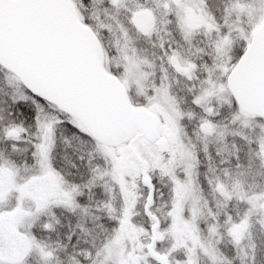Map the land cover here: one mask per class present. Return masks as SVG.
<instances>
[{
  "label": "snow or ice",
  "instance_id": "obj_1",
  "mask_svg": "<svg viewBox=\"0 0 264 264\" xmlns=\"http://www.w3.org/2000/svg\"><path fill=\"white\" fill-rule=\"evenodd\" d=\"M0 264H264V0H0Z\"/></svg>",
  "mask_w": 264,
  "mask_h": 264
}]
</instances>
